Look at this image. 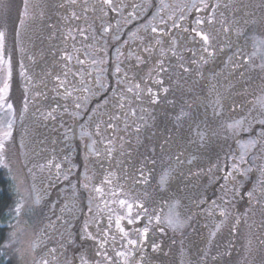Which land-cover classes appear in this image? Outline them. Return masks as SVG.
Returning <instances> with one entry per match:
<instances>
[{
	"label": "snow or ice",
	"instance_id": "obj_1",
	"mask_svg": "<svg viewBox=\"0 0 264 264\" xmlns=\"http://www.w3.org/2000/svg\"><path fill=\"white\" fill-rule=\"evenodd\" d=\"M22 5L23 12L17 14L20 27H23L28 19L33 21L44 19L46 14L39 3L30 5L29 0H22ZM52 6L64 9L65 14L60 15L58 22L63 25V28L58 24L47 25L52 30L49 38H57V34L62 33L59 38L64 47L58 49L60 58L54 61L51 69L43 68L39 73L29 75L24 64L20 63L19 74L25 81L20 101V119L23 122L29 108L33 109L31 115L36 127L31 131L34 136H42L39 129H47L49 122L58 123L59 130H63L62 134L52 139L51 143L60 145L59 152L64 162L69 165L64 175L65 181L69 180L72 169L76 167L72 162L73 153L82 145L85 179H89L88 165L95 164L100 169L98 173L93 172L98 183L93 185L91 192H95L97 196L89 195L88 211L92 212L93 200L99 199L108 212L107 227H101V220L98 218L101 210H98L91 220H84L78 232L73 230L74 226L69 219L56 216V219L61 221V226L64 227V232L60 233L63 240L60 244V249H62L60 255L64 257L63 264H120L121 260L124 264H128L127 258L133 254L128 246L143 245L151 229L148 226L135 229L134 234L139 239H132L130 233L125 231L121 225L122 220L132 225L146 218L149 225L155 220L157 226L166 223L173 231H177L183 229L193 218L188 216L186 219H181L179 212L175 211L180 206L178 199L170 205L169 213L164 220L161 218L163 209L158 210L153 207L150 211L149 208V203L155 204V200L151 198L149 186L153 191H167L171 182L176 179L179 166L185 164L192 166L200 159L199 155L194 153L186 155L187 149H181L178 154L169 151L166 146L171 142V135L158 144H144L145 136L151 142L157 135V132L153 130L157 117L150 109L162 103L172 108L180 105L173 122L182 126L185 119L191 120L187 143L196 145L198 149L205 148L213 137L223 136L227 140L230 135L234 139L238 138L242 131L250 134L247 141L241 142L237 139L239 152L225 153L223 161L217 155L216 161L207 169L199 168L196 172L189 169L190 176L199 177L201 173L209 176L210 184L214 182L210 175L214 173V170L215 172H226L222 177L223 180L234 182L235 195L241 198L246 195L248 205L242 217L236 218L235 223L231 224L229 223L230 213L224 209L220 210L218 222L214 219L209 228L207 245L202 250L198 264H211L212 261H217L218 264L219 257L230 254L228 249L221 250L214 243L225 228L228 229L229 235H243L246 241L243 244L244 250L249 255L258 252L260 254L259 264H264V239L256 238L260 246L257 250L253 248L252 240L248 238V235L241 234L238 227L243 223L250 231L251 225L245 218L250 219L258 212L261 217L260 227L264 228V167L258 169L260 177L253 179L255 170L247 159L252 149L264 152V87L260 89L261 95L257 98V103L250 109V114L255 112L256 115H252L251 120L243 117L232 122H221L217 119L223 115L224 103L215 85H211L206 93L202 87L199 88L200 94L196 91L199 80L204 77L202 69L221 53L227 55L231 52L228 59L233 62L234 67H247L251 71L259 70L264 73V0L254 6L243 4L240 0H190L179 8L178 17L173 13L167 18L161 14L170 7L164 3V0H159V4L156 0H145L142 9L140 5L132 4V8L141 9L145 13L148 8L157 9V11L155 15H152L148 24L143 26V35H141L140 27L130 33L129 39L135 48L129 45L123 51L119 47L116 49V63L111 73V80L105 77L107 69L104 67H100L95 76L92 71L85 69L84 66L88 61L81 59L83 50L76 48L75 41L77 33L87 40L88 28L80 27L74 22L82 20L87 22V14L90 11L95 12L97 8L101 13L106 14L105 7L109 11L120 12L129 5L124 4L123 0L119 2L99 0V3L90 9L87 6V0H62ZM11 7L9 0H0V10L4 13L3 20L0 22V66L6 69L3 85L0 86V109H4L9 116L15 117L17 109L9 101L12 59L11 55L5 57V51L10 38L13 45L19 43L21 33L20 29L15 26V22L9 24L8 13ZM30 7L35 9L31 16ZM249 7L260 10L262 15L259 20L246 11ZM77 8L80 10L79 14L76 11ZM157 17H159V23L154 25L153 21ZM103 32L108 33L109 28L104 27ZM92 39H95V36ZM116 39L118 40L119 37ZM137 41H139L138 44ZM240 41H243L244 46L240 45ZM249 41H251L250 46ZM96 51L101 54V58L92 59L90 63L101 66L108 63L103 58L106 55L104 49L100 48ZM35 63L36 61L33 60V64ZM56 65L59 66L58 71ZM144 68H147V71H144ZM88 77L92 78L91 84L87 83L86 78ZM49 83L52 84L51 88H49ZM213 93L216 94L215 99H212ZM198 107L205 108L203 113L205 119L203 120H200L198 116L193 117V111ZM209 108L212 110L211 120L207 116ZM165 115L168 116L167 113ZM65 118L71 119V126L66 124ZM245 123L247 127H244ZM77 124L79 125L78 134L74 131V126ZM13 126L14 119H9L6 125L0 124V164L4 167H7L4 161L9 158V153L14 147ZM57 132V127H52L47 136L36 141L40 149L35 153L37 156L45 151L41 146L46 145L49 136ZM77 140L79 144L74 143ZM133 141H135L136 148L143 145L146 149L141 154L142 158H136L135 163H133L132 152L129 151V146ZM23 147L25 145L21 139L19 148ZM45 159H47V164L39 165L41 170L52 166V160L47 157ZM229 160H231L230 165ZM251 162H255L254 156ZM221 163L224 167H221ZM244 165L249 166L243 167ZM62 167L60 163L55 164L57 178H59V170ZM179 174L183 175V172ZM137 185L145 186L142 192L134 191ZM71 187L75 192L76 185H71ZM83 187L88 189V183H85ZM223 191L227 195V189ZM219 199L225 205L231 203V201L224 200L223 196ZM207 202V198L194 201L197 208ZM40 203L41 199L37 197L35 204L40 205ZM211 204L213 208L220 207L215 200L211 201ZM23 207L22 203H16L14 207L3 205L0 206V214L7 209L8 212H15L16 216H19ZM56 207L57 204L53 203L49 208L54 216ZM208 215L211 216L212 211H208ZM73 219L78 218L73 217ZM113 222L120 233V239L126 241L124 245H121L128 249L126 251H117L115 249L116 235L109 236ZM93 226H95V232L90 230ZM159 231L164 232L165 229L159 228ZM240 235H236V238L239 239ZM109 239L114 243L111 253L105 247ZM78 240L81 243H77ZM88 241L95 242L94 249L89 250L84 247ZM2 247L5 250L11 248L10 236L4 238ZM151 247L153 251H156L160 245L153 243ZM213 248L216 249L215 255H212ZM229 248H231V243H229ZM56 252L57 249L53 247L48 254L53 255ZM54 258L59 261V256H54ZM37 264H49V262L43 259ZM242 264H248L247 259Z\"/></svg>",
	"mask_w": 264,
	"mask_h": 264
},
{
	"label": "flooded vegetation",
	"instance_id": "obj_2",
	"mask_svg": "<svg viewBox=\"0 0 264 264\" xmlns=\"http://www.w3.org/2000/svg\"><path fill=\"white\" fill-rule=\"evenodd\" d=\"M47 1V6L43 8L45 12V17L43 20L52 21V24H58L59 27H63L62 24H59L60 15L65 14L64 9H59L58 7H53L52 5L58 4L62 2V0H45ZM186 0H183L185 2ZM119 2V0H117ZM158 0H156V3ZM243 4L248 5H257L261 3V0H240ZM99 3V0H87V6L91 9L93 5ZM124 4L129 5V7L125 8L120 12H112L105 7V13H101L99 9L95 12L90 11L88 15V20L91 23L85 21H79L80 27L88 28L86 35L88 36L87 40H90L93 36L96 35L94 32L92 24L105 23L109 20L114 21V26L110 32L107 33V37L111 34L109 38L116 39L119 37L118 44H123L126 41V38L133 32L138 25L146 22V18L148 17V13H144L141 10L145 5V0H123ZM132 4H137L141 6V9H134L131 7ZM182 8V7H180ZM246 11L252 13L255 18L257 13H259V9L255 7H249ZM59 13V15H58ZM93 14L92 15H90ZM112 14L115 15V18L112 17ZM108 15H111L110 17ZM175 15L179 16V9L177 8ZM51 17V19H48ZM107 18L108 20H103ZM132 21V22H131ZM131 24V25H130ZM90 26V27H89ZM124 29L123 32L121 30ZM62 34V33H60ZM101 35V41H103V35ZM96 37V36H95ZM82 40L77 36L76 41H80L82 43V50H90L91 42ZM87 41V42H84ZM105 41V40H104ZM89 42V43H88ZM137 44L139 41L136 42ZM129 46L123 45V49L125 50ZM135 48V45H133ZM71 50V49H69ZM54 50L49 54L48 58L56 61L54 58ZM228 55H231V52L228 54L221 53L215 57L208 65H206L202 71L204 72V77L199 80V84L196 86L197 94L199 93V88H204L205 93L208 91L211 85L216 86V91L223 97L224 109L223 115L220 118H217L221 122H232L233 120L242 119L243 117H247L248 120H251L252 115H256L255 112L250 114V109L254 104L257 103V98L261 95L260 89L264 87V73H261L259 70L251 71L247 67H234L232 61L229 62ZM222 58L221 62L219 60ZM123 59V58H122ZM226 59L228 60V64L226 63ZM39 62V61H38ZM241 62V61H239ZM40 63V62H39ZM114 57L108 58V63L104 65H92L88 63L85 66L87 71H92L93 76L98 74V69L100 67H107V71L105 73V77L107 80H111V73L114 71L115 66ZM127 63V61L125 62ZM43 65V64H42ZM54 66V65H53ZM53 68V67H52ZM94 69L96 71H94ZM56 70H59V66L56 65ZM144 71H147V68H144ZM131 75V73H130ZM87 83L91 84V77L86 78ZM179 96V94H177ZM191 95V94H189ZM215 93L212 95V99H215ZM91 107V105H89ZM180 105H177L176 108H172L166 104H160L159 106L150 109L153 111V114L156 115L157 119L155 121L154 129L157 132V135L153 137V140L150 142L144 139V144L147 145L149 143L158 144L162 142L165 137L171 135L172 139L169 145H167V149L172 153L178 154L181 149H187L186 155L188 154H197L200 159L194 165H181L179 166L178 172L176 174V179L171 182V186L167 191H153L151 186H149V192H151V198L155 200V204L149 203L150 211L153 207H156L158 210L163 209V213L161 214L162 220L168 215L170 205L174 200L178 199L180 201V206L175 211H178L181 219H186L188 216H192L193 218L188 221L187 225L177 231H173L171 228L167 226L166 223H161L159 226L156 225L155 220L151 225L148 224V220L143 218L141 221L129 225L126 220L121 221V225L124 227L125 231L130 233V238L139 239L134 234L135 229H143L145 226H148L151 231L149 233L148 239L144 241L143 245L137 244L135 247L128 246V248L132 249V255L127 258L128 264H198L200 257L202 255V250L205 249L207 245L208 232L209 228H211L214 219L216 222L219 220V212L221 209H224L226 212L230 213L229 223H235L236 218H241L242 214L247 210L248 205L246 203L247 196L245 195L243 198L235 195L236 189L234 187V182L229 180L228 182L223 180V176L226 172H215L210 174L211 179L214 181L213 183H209V176H205L203 173L199 177L190 176L189 169L191 171L196 172L199 168L207 169L211 166L213 162L216 161L217 155L220 156L221 161L225 160V153H233L239 152V146L237 144V139L241 142L247 141L250 138V134L248 132H240L239 137L234 139L229 136L227 140L221 137H213L212 141L205 147L198 149L196 145H190L187 143L188 133H189V123L191 120L185 119L183 125H177L174 121V115L179 111ZM258 107V105H257ZM233 108L235 110H233ZM187 110V109H186ZM205 112V108L198 107L193 111V117H199L200 120L205 119L203 113ZM165 113L168 114L166 117ZM208 119H212V110L211 108L207 109ZM65 122L67 125L71 126V119L65 118ZM36 125L32 123L31 129L35 128ZM52 127H57L58 132L52 133L49 136L47 141V145L39 156L35 154L34 161L42 164L46 163L45 157L52 160V166L50 168L49 175H52L51 180L47 181L45 184L48 185L47 193L48 198L46 204L42 208V213L40 214L41 223H37V228L35 233H39L40 250L44 252L47 251V255L45 259L48 260L49 264H63L64 257L60 255L62 249H60V244L63 243L61 239L60 233L64 232V227L61 226V221L56 219V216H62L71 221L75 232H78L80 227L82 226L85 219L91 220V218L97 214L99 211L98 218L101 220V227H107V209H104L103 204L99 199L93 200L92 212L88 211V197L91 195L92 197H96L97 194L95 192H91V189L94 184L98 183L95 176H93V172H100L99 166L95 164L88 165L87 175L89 179H85V162L83 159V148L81 147L73 153L72 162L76 165L75 168L72 169V174L69 176V180H64V175L67 172V165L62 155L59 152L60 145H53L51 143L52 139L57 138L62 134L63 130H59L58 123H48L47 129L41 128L39 132H41L42 136H34V145L37 147L36 141L42 139L43 136L48 135V131ZM244 127H247V123H245ZM74 131L79 133V125L74 126ZM148 133L146 132V135ZM74 143L79 144V141H74ZM43 146V147H44ZM55 148V151L53 149ZM39 149V148H38ZM40 150V149H39ZM145 147L143 145L138 148L135 147V141H133L132 145L129 146V151L132 152L133 163H135L136 158H142L141 154L145 152ZM159 151V149H157ZM38 152V151H36ZM35 152V153H36ZM255 157V162L252 163V158ZM250 161V166L255 170V177L253 179L260 177L259 168L264 167V152H259L256 149L251 150V154L247 157ZM60 163L63 167L59 170V178H57V169L55 168V164ZM231 160L228 161L230 165ZM249 165H244L243 167H248ZM105 167L107 164L105 163ZM221 167H224L223 163H221ZM159 169L157 168V171ZM230 170V169H229ZM51 172V173H50ZM183 172V175L179 173ZM70 182V183H69ZM88 183V189H85L83 185ZM71 185H76L75 192L73 191ZM130 187V183L128 185ZM145 186L137 185L134 189L136 193H140L143 191ZM250 188V185H249ZM223 189H227V195L224 194ZM224 198V200L231 201L230 204L225 205L219 197ZM207 198L208 202L201 205L200 208L196 207L194 201H198L199 199ZM215 200L216 204H218L219 208H213L211 201ZM57 204L55 209L56 215H52L49 211L51 204ZM66 205V207H65ZM99 205V209H98ZM63 209V211H61ZM119 211V210H118ZM208 211H212V215H208ZM122 214V213H121ZM91 215V216H87ZM73 217H77L78 219H73ZM248 219V224L251 225V229L249 231L248 227L243 223L239 224L238 227L240 229L241 234H247L248 238L252 240L253 248L259 250V241L256 239L259 237L260 239H264V228L260 227L261 217L258 212L255 216H251ZM207 225V227H205ZM159 228H164V232H160ZM90 230L95 232V226H93ZM116 235L115 249L117 251H126L128 249L121 247L124 245L126 241L120 239V233L116 229L115 223L113 222L111 226V231L109 236ZM67 234L65 233V236ZM240 235V234H236ZM236 235H229L228 229L225 228L223 231L217 236L216 241L214 242L217 247L221 250L228 249L230 254L227 256L219 257L218 264H242L245 259H247L248 264H259L260 254L258 252H254L249 255L243 248V244L246 243L243 235H240V238L237 239ZM77 243H81V241H77ZM153 243H157L160 245L159 249L153 251L151 245ZM229 243H231V248H229ZM55 247L57 252L53 255L48 254L51 248ZM84 247L92 250L95 248V242L88 241L84 244ZM106 249L109 252H112L114 247V243L111 239H109V243L105 245ZM216 254V249L213 248L212 255ZM69 255H71L69 253ZM54 256H59V261L54 258ZM36 261V260H35ZM37 264V262H36ZM120 264H124V261L121 260ZM211 264H217V261H212Z\"/></svg>",
	"mask_w": 264,
	"mask_h": 264
},
{
	"label": "rangeland",
	"instance_id": "obj_3",
	"mask_svg": "<svg viewBox=\"0 0 264 264\" xmlns=\"http://www.w3.org/2000/svg\"><path fill=\"white\" fill-rule=\"evenodd\" d=\"M9 2L12 4L11 10L8 13L9 24L11 25L12 22H15V26L20 29L21 33L19 43L17 45H13L10 38L6 44L5 51V57L7 58L9 55H11L12 59V76L11 80L9 81V101L13 103L14 107L17 109V112L15 117H12L9 116L4 109H0V124L6 125L9 119H14V147L9 153V158L5 160L4 163H6L7 168L14 173L16 182L15 188L18 198L17 203H22L24 207L21 209V214L19 216H16L15 212L13 213L15 220L12 223L13 225L11 226L9 231V236L11 238V248H9L8 251L13 249L16 250L19 264H36V262L45 259V256L47 255V251L44 252L43 250H40V247H42V245L40 244L41 237L39 236V233H35V231L37 228V223H41L43 220H40V215L38 214L40 212L38 211L40 209L42 210L43 206L47 202L48 185H46L45 183L51 180L52 175L50 176L48 174L50 168L45 167L43 170H41L39 165L43 164L41 162L37 163L35 161H32L33 157L31 154L40 150L34 145V136L31 131V125L33 123V117L31 113L33 109L31 107L29 108V112L25 114L23 122L20 119V101L23 93V85L25 83V81L19 74L20 63L22 62L24 64L25 68L28 70L29 75H32L33 73H39L43 68L51 69L54 65V61L48 58V53L54 50L55 52L54 54L52 53V55H54V58L57 61L60 58L58 49L63 48L64 45L59 38L62 35L60 33L57 34V38H49L50 32L52 30L49 29L47 25L52 24V21L49 22L47 20L40 19L33 21L32 19H28L25 25L23 27H20L17 20V14L18 12H23L22 0H9ZM186 2H190V0H186L185 2H183V0H164V3L168 4L170 7L168 9H165V11L161 14L164 15L165 18H167L168 16L173 15V13L176 12L177 8L179 9L180 7H183ZM29 3L30 5L39 3L42 8L47 6V1L45 3V0H29ZM157 4H159V0ZM33 11H35V9L30 7V16ZM76 11L79 14L80 10L78 8L76 9ZM156 11L157 9L153 8L147 9L148 17L146 18V22L137 26L141 28V35H143V26L148 24V21L151 20L152 15H155ZM144 13L145 12L143 11V15ZM90 15L93 16V14L91 13ZM261 15L262 13L259 10L256 19L259 20ZM108 16L110 17L111 15ZM3 17L4 13L2 10H0V22H2ZM112 17L115 18V15L112 14ZM103 20L106 21L108 19L104 18ZM87 22L89 24L91 23L90 21ZM113 23V20H109L105 23L92 24L94 32L96 33V37L95 39L91 38L90 40H87L91 42L92 45L89 47L90 50H83L81 59H86L88 63H90L92 59L99 60L101 58V54H98L96 50L103 48L106 53L103 58L108 61V58L114 57L116 62V49L119 47L123 51L124 43L117 46L116 44H118V41L109 38L111 34L107 37V33L105 34L103 32L104 27L109 28L110 32L114 26ZM158 23L159 17H157V19L153 21L154 25ZM74 24L80 25V22L77 21L74 22ZM123 31L124 29L121 30V32ZM134 31H136V29ZM100 33H102L103 35V41L100 40ZM76 36H78L82 40V37H80L78 33L76 34ZM129 37L130 35L126 38V41L128 43L125 45L127 46L132 45V41L129 39ZM239 43L241 46H244L243 41H240ZM81 45L82 43L80 41H75L76 48L80 49V47H82ZM250 45L251 41H249V46ZM33 60L36 61L35 64H33ZM221 60L222 58L219 60V62H221ZM228 60L226 59L227 64ZM88 63H86L85 66ZM221 63L224 62L222 61ZM77 67H79V65H77ZM105 69H107V67ZM5 76L6 69L0 66V86L3 85ZM51 87L52 84L49 83V88ZM21 139H23V143L25 145V147L23 148H19ZM43 146L44 145H42L41 147ZM45 147L46 146H44V148ZM45 164H47V160ZM34 165H36V167H34ZM29 169H31V171H29ZM37 197L41 199L40 205L35 204Z\"/></svg>",
	"mask_w": 264,
	"mask_h": 264
},
{
	"label": "trees",
	"instance_id": "obj_4",
	"mask_svg": "<svg viewBox=\"0 0 264 264\" xmlns=\"http://www.w3.org/2000/svg\"><path fill=\"white\" fill-rule=\"evenodd\" d=\"M31 155L33 157L32 161H34L35 152ZM15 183L16 182L13 171L8 169L7 167L0 165V206L9 205L14 207L17 203L18 198ZM42 211L43 210L40 209L38 211L40 213L38 214L40 215ZM13 213L14 212H8V210L5 209L3 214H0V253H3L2 255H0V264H19L16 250L13 249L8 251L9 249L5 250L2 247L4 238L6 236H9L10 228L15 220Z\"/></svg>",
	"mask_w": 264,
	"mask_h": 264
}]
</instances>
